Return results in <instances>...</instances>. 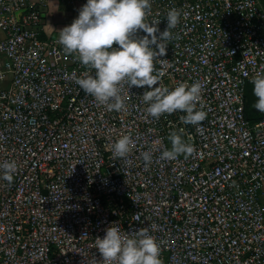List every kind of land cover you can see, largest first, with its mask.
<instances>
[{"label":"built area","instance_id":"1","mask_svg":"<svg viewBox=\"0 0 264 264\" xmlns=\"http://www.w3.org/2000/svg\"><path fill=\"white\" fill-rule=\"evenodd\" d=\"M151 4L147 20L160 32L167 12L181 11L155 66L170 90L203 85L199 132L181 111L150 117L147 86L125 85L127 110L99 105L76 83L95 70L66 54L59 34L39 36L38 5L0 0V163L18 165L11 184L0 179V264H101L94 240L113 223L129 235L149 227L163 264H264V113L251 119L245 107L264 73V4ZM180 129L194 153L158 160ZM126 134L136 148L115 158ZM144 151L153 153L147 168Z\"/></svg>","mask_w":264,"mask_h":264},{"label":"clouds","instance_id":"2","mask_svg":"<svg viewBox=\"0 0 264 264\" xmlns=\"http://www.w3.org/2000/svg\"><path fill=\"white\" fill-rule=\"evenodd\" d=\"M151 10V0H87L78 17L59 30L58 43L86 69L95 70L94 76L86 71L76 83L99 105L109 111L127 110L130 97L124 93L125 85L128 90L132 86H147L150 90L143 93L142 100L148 105L146 113L150 117L159 119L164 114L181 111L186 113L180 117L181 121L197 126L199 132V126L207 118L202 102L203 85L180 83L170 90L162 83L165 72L157 71L155 66L158 57L166 55L167 42L174 39L171 30L179 25L181 11L170 9L167 27L160 32L159 22L147 20ZM141 30L145 33L143 37L137 35ZM251 83L257 98L254 107L264 113V73H257ZM183 131L169 133L171 149L163 150L158 160L174 161L181 155L187 159L194 153V146L182 139ZM135 148L136 141L126 134L114 142L112 155L127 159ZM141 156L147 168L153 162V153L144 151ZM17 170L14 160H5L0 163V179L11 184ZM94 244L102 256L101 264H163L161 245L150 234L149 227L129 235L113 223Z\"/></svg>","mask_w":264,"mask_h":264},{"label":"crops","instance_id":"3","mask_svg":"<svg viewBox=\"0 0 264 264\" xmlns=\"http://www.w3.org/2000/svg\"><path fill=\"white\" fill-rule=\"evenodd\" d=\"M40 8L43 20L40 37H54L59 30L70 25L79 15L78 5L69 0H29Z\"/></svg>","mask_w":264,"mask_h":264},{"label":"trees","instance_id":"4","mask_svg":"<svg viewBox=\"0 0 264 264\" xmlns=\"http://www.w3.org/2000/svg\"><path fill=\"white\" fill-rule=\"evenodd\" d=\"M264 4V0H261ZM246 96H247V100H246V114L249 118L251 119H256L259 117L263 116L262 112H259L255 109L254 104L256 102L255 96L253 95V91L251 87H248L247 91H246Z\"/></svg>","mask_w":264,"mask_h":264}]
</instances>
